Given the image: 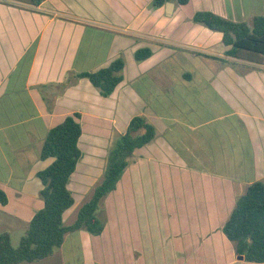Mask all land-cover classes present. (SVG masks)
Instances as JSON below:
<instances>
[{
  "label": "crops",
  "instance_id": "obj_1",
  "mask_svg": "<svg viewBox=\"0 0 264 264\" xmlns=\"http://www.w3.org/2000/svg\"><path fill=\"white\" fill-rule=\"evenodd\" d=\"M196 12L251 24L264 0H0V234L25 236L44 208L38 174L51 130L80 115L81 157L68 189L75 223L135 117L156 131L137 148L99 217L22 264H257L222 232L237 199L264 180V65L237 61ZM151 55L138 61L136 53ZM124 58L108 97L88 78Z\"/></svg>",
  "mask_w": 264,
  "mask_h": 264
},
{
  "label": "trees",
  "instance_id": "obj_2",
  "mask_svg": "<svg viewBox=\"0 0 264 264\" xmlns=\"http://www.w3.org/2000/svg\"><path fill=\"white\" fill-rule=\"evenodd\" d=\"M40 3L44 0H34ZM185 5L189 0H176ZM163 0H155L161 6ZM192 21L207 29L219 32L222 42L229 47L226 56L237 61L264 65V16H256L251 24L232 22L210 12H196ZM151 55L148 49L136 53L138 61ZM124 58L96 73L79 74L88 78L104 97L110 96L123 80ZM82 135L80 115L69 116L53 128L44 142L41 158H54V163L40 172L44 186L40 197L44 208L32 219L27 233L15 248L8 233L0 234V264L34 263L51 256L63 245L67 234L87 230L94 236L104 230L105 222L99 217L105 198L116 190L137 148L145 146L156 137V131L143 117H135L127 132L110 152L104 176L95 187L91 199L78 212L74 224H64V214L73 207L74 197L68 183L81 157L79 139ZM8 197L0 190V205ZM223 234L234 243L235 252L247 262L264 264V180L252 183L237 199L235 207L222 228Z\"/></svg>",
  "mask_w": 264,
  "mask_h": 264
},
{
  "label": "rangeland",
  "instance_id": "obj_3",
  "mask_svg": "<svg viewBox=\"0 0 264 264\" xmlns=\"http://www.w3.org/2000/svg\"><path fill=\"white\" fill-rule=\"evenodd\" d=\"M19 238H20V232L15 233L14 236H13V241H14V245L13 246L15 248H17L19 246V243H20Z\"/></svg>",
  "mask_w": 264,
  "mask_h": 264
}]
</instances>
